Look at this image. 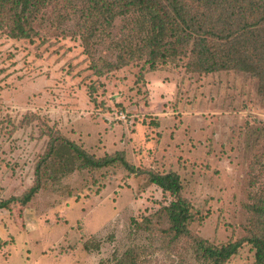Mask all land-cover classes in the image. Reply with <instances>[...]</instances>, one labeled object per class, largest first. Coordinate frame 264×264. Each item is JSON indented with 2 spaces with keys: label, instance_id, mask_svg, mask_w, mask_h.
I'll use <instances>...</instances> for the list:
<instances>
[{
  "label": "rangeland",
  "instance_id": "rangeland-1",
  "mask_svg": "<svg viewBox=\"0 0 264 264\" xmlns=\"http://www.w3.org/2000/svg\"><path fill=\"white\" fill-rule=\"evenodd\" d=\"M50 18L32 40L0 28V200L34 183L50 133L95 158L121 152L140 171L117 163L51 172L26 204L0 208V264H210L199 238L219 246L260 231L263 218L250 208L264 204L256 80L175 63L98 75L93 60L103 67L98 58L112 62L118 53L110 41L89 57L75 21L56 28ZM168 171L179 175L192 214L178 238L165 211L175 197L147 175ZM253 260L244 242L224 264Z\"/></svg>",
  "mask_w": 264,
  "mask_h": 264
},
{
  "label": "trees",
  "instance_id": "trees-1",
  "mask_svg": "<svg viewBox=\"0 0 264 264\" xmlns=\"http://www.w3.org/2000/svg\"><path fill=\"white\" fill-rule=\"evenodd\" d=\"M49 18L50 26L56 28L75 21L73 33L89 57L95 55L97 46L110 41L118 53L112 62L98 58L103 67L93 60L90 68L95 74L140 62L148 70L169 63L198 73L237 70L256 80V92L264 98V0H0V28L14 39L32 40L39 33L37 26ZM117 163L130 172L140 171L121 152L95 158L72 141L50 133L48 150L34 170V183L21 196L1 199L0 208L13 200L26 204L51 172L63 175ZM147 175L150 183L175 197L165 207L173 237L188 234L192 214L180 196L179 175L174 171ZM250 208L263 218L260 231L219 246L199 238L196 249L203 260L224 264L247 242L254 248L251 264H264V204Z\"/></svg>",
  "mask_w": 264,
  "mask_h": 264
}]
</instances>
